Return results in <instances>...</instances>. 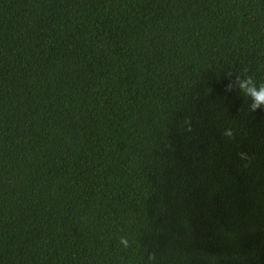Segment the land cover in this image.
I'll list each match as a JSON object with an SVG mask.
<instances>
[{
	"label": "trees",
	"instance_id": "1",
	"mask_svg": "<svg viewBox=\"0 0 264 264\" xmlns=\"http://www.w3.org/2000/svg\"><path fill=\"white\" fill-rule=\"evenodd\" d=\"M229 72L264 83V0H0V264H264Z\"/></svg>",
	"mask_w": 264,
	"mask_h": 264
},
{
	"label": "clouds",
	"instance_id": "2",
	"mask_svg": "<svg viewBox=\"0 0 264 264\" xmlns=\"http://www.w3.org/2000/svg\"><path fill=\"white\" fill-rule=\"evenodd\" d=\"M231 77V72H229L225 77L229 80V82L224 87L225 93H231L235 88L240 92L242 96L247 97L250 101V103L248 104V109L250 112L255 113L257 110L264 111V83L257 85L251 76H245L243 79L237 76L234 81L231 79ZM185 124L188 125L186 131L190 132V122L185 121ZM222 136L226 140H231L235 136L234 130L231 128H225L222 132ZM239 158L242 161L249 160L248 154L244 152L239 153ZM120 244L126 248L128 247V240L122 237L120 240ZM154 258V255L149 256V259Z\"/></svg>",
	"mask_w": 264,
	"mask_h": 264
}]
</instances>
